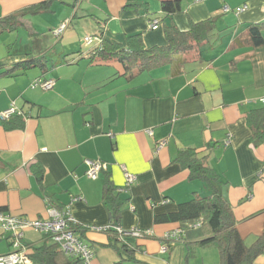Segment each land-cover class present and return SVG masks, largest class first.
Wrapping results in <instances>:
<instances>
[{
  "label": "crops",
  "instance_id": "1",
  "mask_svg": "<svg viewBox=\"0 0 264 264\" xmlns=\"http://www.w3.org/2000/svg\"><path fill=\"white\" fill-rule=\"evenodd\" d=\"M39 1L0 0V17ZM98 1L87 2L89 15L100 22L98 27L104 21L106 40L123 47L126 37L136 32L146 47L165 45L167 25L187 30L193 23L210 21L213 27L199 56L132 78L123 75L115 60H91L84 53L79 58L72 45L66 48L71 39L67 32L56 38L66 40L58 49L49 44L54 35L44 32L45 41L37 47L0 56L4 66L47 51L45 76L56 78L51 89L41 90L34 85L40 75L34 70L0 76V113L12 104L25 112L21 127L7 130L0 120V210L44 219L67 206L79 225L108 226L114 220L103 197L109 180L122 200L121 229L151 232L125 237L136 251L124 264H205L203 248L186 259L182 241L164 238L177 223L155 221L156 215L175 211L194 193L209 192L175 160L182 148L190 147L206 156V165L222 182L239 235L252 243L264 230V144L250 142L245 114L264 106V43H232L247 36L250 23L264 21V0H182L181 11L170 16H162L158 0H139L147 4L148 14L125 9V0ZM224 6L229 9L223 11ZM154 20L158 27L151 29ZM262 34L264 38V29ZM226 138L231 139L228 145ZM160 141L164 145L157 150ZM85 159L104 163L96 178L87 177ZM34 165L43 170L41 181ZM124 171L136 176L127 188ZM76 233L93 249L91 264L118 261L106 232ZM9 236L0 229V255L13 250ZM45 237L31 227L23 229L24 244L39 246ZM254 264H264V254Z\"/></svg>",
  "mask_w": 264,
  "mask_h": 264
},
{
  "label": "trees",
  "instance_id": "2",
  "mask_svg": "<svg viewBox=\"0 0 264 264\" xmlns=\"http://www.w3.org/2000/svg\"><path fill=\"white\" fill-rule=\"evenodd\" d=\"M54 1L42 0L1 16L0 34L10 32L17 27L25 26L24 18L27 15H36L50 11ZM158 1L162 16H170L181 11L182 0ZM79 2L80 0H73L72 6L76 7ZM124 8L131 9L136 13L143 10L145 14H148L147 4L139 0H125ZM154 21L158 25V21ZM68 22L69 20L67 19L62 21L55 28H52L51 33L54 35V30L65 23L62 32L57 36L54 35L56 38H59ZM103 23L99 25V30L94 35V37L98 38L99 42L86 44L84 37L87 48L81 49L79 47L74 53L79 58L84 53L89 55L91 60H115L121 64L123 75L126 78H132L140 72L173 63L174 61L177 64H183L191 55L199 56L200 48L208 41L209 32L213 27L210 21L193 23L187 30H180L174 25H167L164 27L165 45L146 47L143 43L142 34L136 32L126 37V46L123 47L120 43L105 39ZM263 29L264 21L250 23L247 26V36L235 38L232 45L234 47L246 45L258 47L262 45L264 43ZM32 33L37 35L36 32ZM46 53L48 52L46 51L38 57H26L22 60L0 66V69H2L0 70V76H15L27 69L39 67L41 72L35 81H51L53 87L56 78L53 75L45 76L49 71L47 69L49 59ZM180 54H185L186 56L181 57L179 56ZM38 87L41 90H45L40 85ZM15 108L16 111L9 118L0 119L3 127L7 130L23 125L25 112L17 107ZM245 121L250 130L249 140L252 145L259 146L264 144V106L247 110ZM175 160L182 167L188 169L189 179L203 182L209 192L207 194L194 193L191 199L178 204L175 211L168 214L156 215L155 221L157 223H177V228L181 232L176 238H171L170 240L182 241L184 243L187 250L185 255L186 259L192 256L197 248L213 246L218 251V264H254L256 257L264 254V230L252 243H245L236 229V221L231 206L222 195V182L218 175L206 165L205 155H198V152L194 148L187 147L182 148L178 152ZM33 168L37 180L41 181L42 168L39 165H34ZM118 192L119 190L109 180H106L103 186V197L110 205V211L114 220L104 232L109 237L108 245L116 249L119 255L118 261L113 264H124V262L133 258L136 249L130 247L125 241L126 236H123V234L113 227H120L118 220L120 218L122 200L119 198ZM73 229L80 235L90 230L87 226L79 224L75 225ZM150 235L147 234L145 236ZM45 236V242L39 246L25 243L27 254L31 256L32 264H81L79 257H70L64 254L56 243L50 242L49 237L47 235Z\"/></svg>",
  "mask_w": 264,
  "mask_h": 264
},
{
  "label": "built area",
  "instance_id": "3",
  "mask_svg": "<svg viewBox=\"0 0 264 264\" xmlns=\"http://www.w3.org/2000/svg\"><path fill=\"white\" fill-rule=\"evenodd\" d=\"M246 5L236 8V12L243 11ZM228 6L223 7V11H227ZM64 24H61L58 28L54 30V35H59ZM158 27L157 22L154 21L150 24L151 29H156ZM86 44L99 42L97 37H85ZM39 82V81H37ZM34 82V85H40L43 89H50L53 85L51 81L46 82ZM16 111L15 106L12 104L10 108L2 111L0 113V119L9 118ZM151 133V131H149ZM230 138L224 140V145H228ZM164 145V141H160L157 144V150ZM84 163L87 166L86 175L88 178H96L98 174L104 169L105 165L99 160L85 159ZM136 179V176L132 173L124 171V188L129 187ZM78 225L76 219L72 216L69 208L66 206L61 210L54 209L48 218H37L30 219L23 216L12 215L10 213L0 210V229L3 231L10 232V240L13 250L7 254L0 255V264H32L30 257L27 254V247L23 242V229L31 227L44 235H47L51 242L56 243L62 252L70 257H79L81 259V264H91L93 259V249L88 243L83 241L81 237L75 232L73 227ZM108 226H91L88 225L89 229L95 231H106ZM117 231H119L123 236L128 235H147L151 232L149 230H132L125 231L119 226H113ZM179 228H175L170 232H167L164 237L168 240L171 238H176L180 233ZM165 250V246L162 247Z\"/></svg>",
  "mask_w": 264,
  "mask_h": 264
},
{
  "label": "rangeland",
  "instance_id": "4",
  "mask_svg": "<svg viewBox=\"0 0 264 264\" xmlns=\"http://www.w3.org/2000/svg\"><path fill=\"white\" fill-rule=\"evenodd\" d=\"M72 1L73 0H55L50 11L36 15H27L24 18L25 26L17 27L10 32L0 34V56L5 55L10 51L15 53L17 51H22L24 47H30L32 49L35 45L38 46L45 41L42 33L45 32L49 36L50 34L52 35L51 27H53L57 21L59 24L61 22L60 20L66 17H68L67 20H69V22L64 32L68 33L67 38L71 37V39L68 40L69 45L66 48L70 49L72 45L75 49H78L79 47L86 49L87 45H85L84 37H94L95 33L99 30V27L97 26L99 22L91 15L87 14L92 10V8L89 7V4H87L89 0H86L84 3L80 0L76 7L72 6ZM90 1L93 2L96 0ZM32 32H36L37 34L39 33V35H35ZM52 38L53 39H50L49 44L51 47L56 46V49H58L57 46L59 43L66 41L63 40L60 42L55 36ZM28 70H34L36 73L41 72L39 67H33ZM203 249L204 253H202V257L205 260V264H216L218 259L216 248L211 246Z\"/></svg>",
  "mask_w": 264,
  "mask_h": 264
}]
</instances>
